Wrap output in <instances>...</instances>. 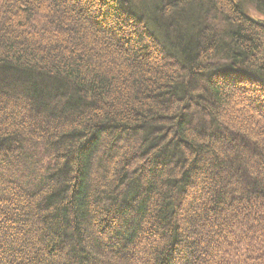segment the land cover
<instances>
[{
	"label": "trees",
	"instance_id": "obj_1",
	"mask_svg": "<svg viewBox=\"0 0 264 264\" xmlns=\"http://www.w3.org/2000/svg\"><path fill=\"white\" fill-rule=\"evenodd\" d=\"M264 0H0V264H264Z\"/></svg>",
	"mask_w": 264,
	"mask_h": 264
},
{
	"label": "rangeland",
	"instance_id": "obj_2",
	"mask_svg": "<svg viewBox=\"0 0 264 264\" xmlns=\"http://www.w3.org/2000/svg\"><path fill=\"white\" fill-rule=\"evenodd\" d=\"M242 5H243V9L245 10V12H246L248 15H250V16L256 18V19H262V20H264V17H260V16H258V15L254 12V10L252 9V7H251L250 4H248V3L245 2V1H243Z\"/></svg>",
	"mask_w": 264,
	"mask_h": 264
}]
</instances>
